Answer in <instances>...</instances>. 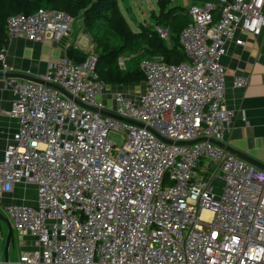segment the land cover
Returning <instances> with one entry per match:
<instances>
[{
    "label": "built area",
    "instance_id": "built-area-1",
    "mask_svg": "<svg viewBox=\"0 0 264 264\" xmlns=\"http://www.w3.org/2000/svg\"><path fill=\"white\" fill-rule=\"evenodd\" d=\"M186 11L179 42L188 60L144 58V89L134 95H108L93 45L80 63L50 60L41 82L9 76L16 69L0 49L18 122L0 158V196L10 198L14 229L32 237L20 264H264V170L219 144L235 115L224 103L225 42L237 29L261 34L264 0H204ZM74 20L43 7L10 15L6 31L59 42ZM154 28L169 39L168 27ZM202 163L212 166L208 177ZM30 187L34 201L25 199Z\"/></svg>",
    "mask_w": 264,
    "mask_h": 264
},
{
    "label": "crops",
    "instance_id": "crops-1",
    "mask_svg": "<svg viewBox=\"0 0 264 264\" xmlns=\"http://www.w3.org/2000/svg\"><path fill=\"white\" fill-rule=\"evenodd\" d=\"M203 2L204 0H186L184 4L175 3V5L186 8L189 4ZM214 15L218 17L219 13L215 12ZM162 24L155 23L154 25ZM163 26L165 25L163 24ZM85 30L87 29L85 28ZM6 32L0 25V49L4 50L8 63L15 67V73L20 75L38 78L48 69L50 60L56 61L67 56L68 46L76 47L71 34L59 42H54L48 39L31 41L25 38L9 37ZM236 39H241L243 44H237ZM167 41L170 43V39ZM88 44L94 46L91 41ZM225 47L226 52L222 57V62L225 65L224 103L235 113L226 133L225 145L264 164V29L259 35L237 29L235 37L226 40ZM238 76L248 78V84L245 87H234V79ZM107 86L110 88V91H107L110 96L118 91L134 95L144 89V82ZM13 99L12 91L3 87L0 77V158L18 127L17 120L10 115ZM106 101L108 105L112 102L110 97ZM199 171L203 177H208L212 171V166L209 163H202ZM28 190L32 193L30 195L26 194L25 199L34 201V188L30 187ZM12 197V200H22V189L17 188ZM9 199L8 196L2 194L0 196V207L4 209L5 203ZM6 217L13 225L11 219L8 216ZM0 222L3 221L0 220ZM0 235L1 253L4 258L7 235L3 234L1 227ZM31 245L32 237L29 233H22L14 229V243L9 250L11 264H14V261L20 264L19 258L22 252L30 249Z\"/></svg>",
    "mask_w": 264,
    "mask_h": 264
},
{
    "label": "trees",
    "instance_id": "trees-1",
    "mask_svg": "<svg viewBox=\"0 0 264 264\" xmlns=\"http://www.w3.org/2000/svg\"><path fill=\"white\" fill-rule=\"evenodd\" d=\"M171 2L157 0L159 13H155L152 23H140L138 30H134L122 14L119 0H0V25L6 30L10 15L30 14L43 7L61 9L75 19L82 18L83 26L91 32L95 43L100 79L108 85L132 84L145 80L140 66L144 58L160 55L168 63L188 60L181 48L179 34L190 17L185 7ZM155 23H163L169 28L170 43L160 37ZM66 55L80 63L88 52L68 46ZM122 55L129 57L124 66L119 63Z\"/></svg>",
    "mask_w": 264,
    "mask_h": 264
},
{
    "label": "rangeland",
    "instance_id": "rangeland-1",
    "mask_svg": "<svg viewBox=\"0 0 264 264\" xmlns=\"http://www.w3.org/2000/svg\"><path fill=\"white\" fill-rule=\"evenodd\" d=\"M186 0H172L171 4H184ZM119 7L128 21V23L131 25L133 29H138L140 23H149L152 22L155 13H159V6L157 4V0H119ZM180 9V7H178ZM83 19L78 18L75 19L72 28H71V38L75 40L78 36L80 39L79 48L83 50L89 49L91 46L88 44L89 41L91 43L94 41L92 40L93 37L91 35V32L88 30H85V27L83 26ZM163 26V24H162ZM110 88H108L109 90ZM110 91V90H109ZM109 139L116 143L117 145H122L124 138L123 135L120 132L112 131L109 133ZM25 194H31L32 192L29 190H23ZM0 212L8 216L6 211L0 207ZM203 216L205 218H208L210 215L209 213H203ZM12 221V220H11ZM13 223V221H12ZM0 227L3 231V234L7 235V226L4 222H0ZM12 257L14 258V255L12 254ZM15 259V258H14ZM18 259V258H17ZM14 264H18L17 261H14Z\"/></svg>",
    "mask_w": 264,
    "mask_h": 264
},
{
    "label": "water",
    "instance_id": "water-1",
    "mask_svg": "<svg viewBox=\"0 0 264 264\" xmlns=\"http://www.w3.org/2000/svg\"><path fill=\"white\" fill-rule=\"evenodd\" d=\"M8 75L11 77H17V78L29 79V80L41 82L39 79L31 77L29 75H20L17 73H9ZM48 85L53 86V87L61 90L62 92H65L63 88H61L55 84H49L48 83ZM203 139L204 138H201L199 140H203ZM193 142H196V141H191V143H193ZM219 144L224 146L227 151L237 155L241 159L257 166L258 168L264 169V164L252 159L251 157L247 156L246 154H244L240 151H237L231 147H228L227 145H225V143H219ZM0 220L3 221L8 228V233H7L6 243H5V248H4V261L6 264H11V262L9 260V250H10L11 245H13V243H14V228H13V225L11 224L10 220L5 215H3L1 212H0Z\"/></svg>",
    "mask_w": 264,
    "mask_h": 264
},
{
    "label": "bare ground",
    "instance_id": "bare-ground-1",
    "mask_svg": "<svg viewBox=\"0 0 264 264\" xmlns=\"http://www.w3.org/2000/svg\"><path fill=\"white\" fill-rule=\"evenodd\" d=\"M205 213H208V212H205ZM6 264V263H5Z\"/></svg>",
    "mask_w": 264,
    "mask_h": 264
}]
</instances>
